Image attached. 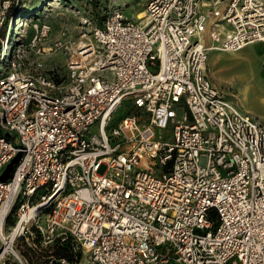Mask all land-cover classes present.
Returning <instances> with one entry per match:
<instances>
[{"label":"built area","instance_id":"obj_1","mask_svg":"<svg viewBox=\"0 0 264 264\" xmlns=\"http://www.w3.org/2000/svg\"><path fill=\"white\" fill-rule=\"evenodd\" d=\"M18 6L0 0V264H264V121L209 64L264 43V0H147L140 17L110 0L41 45L62 70L5 51ZM34 28L32 46L52 31Z\"/></svg>","mask_w":264,"mask_h":264},{"label":"rangeland","instance_id":"obj_2","mask_svg":"<svg viewBox=\"0 0 264 264\" xmlns=\"http://www.w3.org/2000/svg\"><path fill=\"white\" fill-rule=\"evenodd\" d=\"M50 1L19 0L18 9H15L13 15H17V17L22 9H31L34 13H37L41 7L44 9V12L35 20L28 22L19 39L12 42L24 50L22 66H34L35 62H41L44 69L53 67L62 70L65 64V54L59 49L45 48L43 51L41 45L48 46L50 42L60 37L63 29H66L72 36L76 35L80 16L91 14L102 18L110 4V0H59L60 4L56 5L49 4ZM115 1L124 8L128 17H137L136 14L143 10L147 2V0ZM43 22L51 24L52 31L43 43L40 42L32 46L31 39L35 32L34 23L41 24ZM38 47H40L39 51ZM261 48H264V44L252 43L237 51H212L209 61L213 77L232 93L241 107L264 121V67L260 62ZM119 113L120 110L118 116ZM18 246L22 254L32 261H36L40 257V252L32 250L26 243L20 241Z\"/></svg>","mask_w":264,"mask_h":264},{"label":"bare ground","instance_id":"obj_3","mask_svg":"<svg viewBox=\"0 0 264 264\" xmlns=\"http://www.w3.org/2000/svg\"><path fill=\"white\" fill-rule=\"evenodd\" d=\"M49 4H51V5L60 4V1L59 0H51L49 2ZM42 12H44V9H42V7H41L40 9H38L37 13H34L32 11L30 14L29 13H23V14L19 13L18 17H17V15L13 16L12 22L10 23V26L8 28V32L6 34L7 39H6L5 51H8L10 45L15 44L12 42L14 40L15 41L18 40L20 35H22L23 28L28 24V22L35 20L40 14H42ZM27 14H29V15H27ZM142 14H143V10L139 11L138 14H136V15H137V17H140V16H142ZM26 16H28V17H26Z\"/></svg>","mask_w":264,"mask_h":264},{"label":"trees","instance_id":"obj_4","mask_svg":"<svg viewBox=\"0 0 264 264\" xmlns=\"http://www.w3.org/2000/svg\"><path fill=\"white\" fill-rule=\"evenodd\" d=\"M31 12H32L31 9H29V10H26V9L20 10V13L21 14H23V13H29L30 14ZM29 14H27V15H29ZM0 50H1V44H0ZM68 245H69V240H65V241H63L61 243V242L58 241V238H56L55 239V244H54V247H53V252L55 254L63 255V256L68 257V258H72L73 257V253L69 249V246ZM39 254L41 255V253H39Z\"/></svg>","mask_w":264,"mask_h":264},{"label":"crops","instance_id":"obj_5","mask_svg":"<svg viewBox=\"0 0 264 264\" xmlns=\"http://www.w3.org/2000/svg\"><path fill=\"white\" fill-rule=\"evenodd\" d=\"M138 14V13H137ZM261 44V43H260ZM262 44H264V43H262ZM262 50H261V52H260V56H261V53H262V51H264V48H261ZM214 62H215V60H214ZM209 64H210V66H211V63L209 62ZM216 80V83L218 84H220L221 85V83H220V81L219 80H217V79H215ZM243 110L244 111H247V112H249L247 109H245V108H243Z\"/></svg>","mask_w":264,"mask_h":264}]
</instances>
